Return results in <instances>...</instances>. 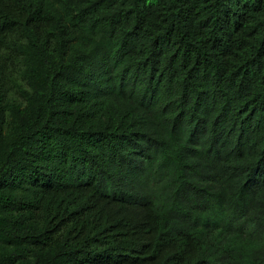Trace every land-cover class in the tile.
<instances>
[{"label":"trees","instance_id":"obj_1","mask_svg":"<svg viewBox=\"0 0 264 264\" xmlns=\"http://www.w3.org/2000/svg\"><path fill=\"white\" fill-rule=\"evenodd\" d=\"M0 264H264V0H0Z\"/></svg>","mask_w":264,"mask_h":264}]
</instances>
